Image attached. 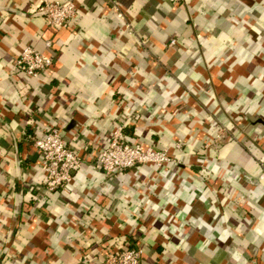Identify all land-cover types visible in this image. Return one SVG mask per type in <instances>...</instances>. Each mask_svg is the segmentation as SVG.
Listing matches in <instances>:
<instances>
[{
  "label": "crops",
  "instance_id": "0c3cea01",
  "mask_svg": "<svg viewBox=\"0 0 264 264\" xmlns=\"http://www.w3.org/2000/svg\"><path fill=\"white\" fill-rule=\"evenodd\" d=\"M40 1L0 0V264H105L119 246L264 264V0H113L121 16L72 0L61 28ZM27 45L53 60L36 77L16 66ZM53 123L81 161L49 191L33 136ZM116 126L174 162L95 168Z\"/></svg>",
  "mask_w": 264,
  "mask_h": 264
},
{
  "label": "built area",
  "instance_id": "2783aa9c",
  "mask_svg": "<svg viewBox=\"0 0 264 264\" xmlns=\"http://www.w3.org/2000/svg\"><path fill=\"white\" fill-rule=\"evenodd\" d=\"M111 9L121 16L116 2L107 0ZM49 27H67L71 18L77 14V6L72 0H41L37 4ZM175 40L171 39V43ZM50 45V42H46ZM50 56L32 46H24L16 58L18 69L30 77H36L52 64ZM122 127L116 126L110 133L106 145L98 148L93 166L113 172L131 168L140 164L161 166L174 162L165 149L154 146L143 147L140 143L125 139ZM33 146L40 153L42 168L45 172V186L51 191L68 184L80 165L77 152L65 142L61 128L51 124L44 132L33 136ZM179 148V144H176ZM142 249L139 247L119 246L106 257L105 264H140Z\"/></svg>",
  "mask_w": 264,
  "mask_h": 264
}]
</instances>
